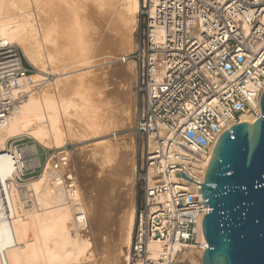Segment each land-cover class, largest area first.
<instances>
[{
    "label": "built area",
    "instance_id": "1",
    "mask_svg": "<svg viewBox=\"0 0 264 264\" xmlns=\"http://www.w3.org/2000/svg\"><path fill=\"white\" fill-rule=\"evenodd\" d=\"M139 15L140 44L119 59L140 69L133 127L140 200L126 264H203L208 210L199 184L220 136L243 115L262 114L264 0H140ZM26 62L20 46L0 40V128L39 83ZM70 145L49 149L28 136L0 143V158L12 165L0 169L6 216L13 212L12 190L23 208H37L30 185L53 172L74 212L73 229L88 228Z\"/></svg>",
    "mask_w": 264,
    "mask_h": 264
},
{
    "label": "bare ground",
    "instance_id": "2",
    "mask_svg": "<svg viewBox=\"0 0 264 264\" xmlns=\"http://www.w3.org/2000/svg\"><path fill=\"white\" fill-rule=\"evenodd\" d=\"M16 1L0 0V40L21 44L24 51L30 55L29 59H32L30 63L35 66L37 65V59H34L32 53L36 49V41L26 29V23L21 22L25 19L23 10L27 6V1L21 0L25 3L22 4L20 1L22 5H15ZM118 5L124 6L133 14H137L140 9V0H84L79 8L77 6V10L73 8V10H69L70 12L68 11L70 15L71 12L74 13L73 15L77 18V25L75 23L73 25L72 23H65L67 9L63 8L62 3V7L60 5L57 6L58 8L56 7L58 9H56L57 15L42 24V37L44 43H46L45 45H47V53L49 52V63L53 66L55 61V68H52V72L57 74V80L52 86L51 83L42 82L44 79L39 78L40 75L33 74V79L34 76H39L36 77L37 79L35 78V81L41 83L36 84L34 88H27V99L22 104L20 111L10 119L5 127L0 128L1 144H5L10 137L27 135L45 148L62 149L68 142L79 144L108 135L110 125L118 119V116L122 117V121L118 119L122 124H126L124 121L127 118L131 121L133 116L129 118L130 108L123 106L120 108V102L117 104L116 101L109 100V97L114 94L109 85L114 77L131 78L135 74L134 65L136 63L129 60L127 62L131 63H127V67L115 66L111 70H102L104 72L101 73L92 70L98 65L91 64L94 62L99 63V61L102 64V60L105 59L108 60L110 65L112 63L116 64L122 57H116V51H118L116 48L126 47L130 42L127 36L117 44V42L111 40L108 34L109 28H112L115 24L112 23V20L114 10H116L115 7H118ZM118 13L121 12H116L117 17L114 18L115 20L119 18ZM69 43H77L78 47H91L93 50L90 48L92 52L78 53L68 49ZM55 53H57V58L53 56ZM241 120L252 124L257 118L243 115ZM122 144L101 140L96 143L93 153L101 161L102 173L104 172L105 175L106 172L114 174L112 177L109 176L108 180L106 176L105 180L109 183L108 185L106 182V187L124 184L125 188L131 190L134 185L131 171L134 169L131 170L133 166H129L130 164L126 166L121 156L124 151L123 154H127L129 158L132 157L130 159L132 160L131 164H136L133 162L135 145L132 139ZM78 152L77 154L80 155L81 153ZM3 167H8L9 170L12 169L11 162L0 158V169L2 170ZM55 178V173L46 172L43 177L35 180L30 185L37 193L39 201L37 208L35 206L23 208L14 197V190L11 192V195H13L12 216H6L4 210L0 207V262L4 259L8 264H69L72 261L81 260L87 252L92 250L93 245L87 239L89 236L84 237L85 234L87 236L88 228L90 230L92 227L91 209L89 210L85 202L86 198L84 199L81 192L89 219L88 228L83 232H77L72 227L74 212L66 204L64 188L58 184ZM104 183L100 185L102 186ZM105 188L100 189V194L105 192ZM107 190L105 193H107ZM103 198L105 199L106 196L98 198L97 201L94 199L97 206L94 204L93 209H95L92 210L100 233L104 232L107 223H111V217L108 219L109 216L104 214L103 209L104 204H106L105 200L107 201L108 198L104 201ZM112 205L114 206L113 203ZM127 216H124L126 219L124 224L126 225L122 230L120 247L122 245L130 246L131 244L135 211H131ZM105 258L106 256H104ZM111 263L115 262L111 260Z\"/></svg>",
    "mask_w": 264,
    "mask_h": 264
},
{
    "label": "rangeland",
    "instance_id": "3",
    "mask_svg": "<svg viewBox=\"0 0 264 264\" xmlns=\"http://www.w3.org/2000/svg\"><path fill=\"white\" fill-rule=\"evenodd\" d=\"M18 1H19V3H18ZM20 1L21 0H17L16 1L17 3H15V5H17V4L22 5L23 2L25 3V1H27L26 2L27 6H25L26 8L23 10L25 13L24 14L25 19L21 20V22L26 23V29L31 33L32 38L35 39V41H36V45H35L36 49L32 53V55H33V57H35L34 58L35 60L37 59V65L34 66L33 64L30 63V61L32 59H29L30 55H28V53L24 51L21 44H19L17 42L15 44L20 46L21 49L23 50L24 56H25L26 61H27L26 65L29 64V66H31L33 68V74L34 75H40V77L39 76H36V77L44 79V80H42V82H46V84L51 83L50 85L53 86L54 85L53 83H55V81L57 80V74L52 72V70L55 68V61H54L53 66L49 63L50 62L49 56H48L49 52L47 53V51H48L46 49L47 45H45L46 43H44L45 41L42 37L43 36L42 35V24H45L46 20L50 21L52 19V17L56 16L57 15L56 9L58 8L57 6L60 5V7H62L64 4L65 5L63 6V8L65 7L67 9V18L65 20V23L66 22L70 23V24L72 23V25H73V23L76 24L77 18L75 17V15H73L74 13L71 12V15H70L69 12L71 10H73V8L75 10H77V6L79 8L81 2H83L84 0L83 1L82 0H70L71 2L69 0L68 1L67 0H53V1H51V0H39V1L38 0H25L23 2L21 1L22 4L20 3ZM61 3H62V6H61ZM71 5H73V6H71ZM115 8H116V10H114L115 11L114 16H113L114 18L117 17L116 16L117 11L121 12V13H118L119 18H116V20L113 18L114 21L112 20V23L113 24L115 23V24L112 27L113 29L109 28V31H108L109 37H111V40L114 41L115 43L117 42V44H119L120 41L123 40V38L124 39L127 38V36H128L127 39L130 41L126 47L116 48L118 50V51H116V54H117L116 57L120 58L121 56L130 55L131 53H133L134 51L137 50L138 45L140 44V41H141L142 21H141L139 12L137 14H133L132 11L124 8V6H122V5H118V7H115ZM17 17L21 18L20 16H17ZM115 28H116V31H115ZM111 31H113V32H111ZM115 32H117V33H115ZM117 37H118V39H117ZM90 48L91 47H78L77 43H69V45H68V49H71L72 51H77L78 53L92 52L93 48H91L92 49L91 51H90ZM53 56H54V58L58 57L57 53H55ZM106 56H109V55H106ZM113 56H115V55H113ZM102 61L104 62V63L102 62V64L100 61H99V63L98 62L91 63L93 65L94 64L98 65V66L94 67L92 70L97 71L96 73H99V72L101 73V72H104L107 70H111L115 66L116 67L117 66L118 67H125L126 65L128 66L127 63H131V62L123 63V62H120L118 60L116 62V64L112 63L111 64L112 66H111L107 59L102 60ZM109 65H110V67H109ZM129 66H130V64H129ZM134 67H135L136 71H135V74L133 76H131V78L130 77L129 78H127V77H114L111 80L112 85L111 84L109 85V87H111V89H113V93H114L113 96L109 97V100L116 101L117 104H119V102H120V104H119L120 108L122 106L126 107V108H130L131 112H130L129 118H131V116H133L132 117L133 120L131 118V121H129L130 119L127 118L126 121H124V123H126V124H122L121 123L122 117L118 116V119H120L121 121L119 122V120L116 119L115 121L113 120L114 121L113 123L111 122L112 124L109 127L108 135L101 137V138L90 139L86 142L79 143V144L71 143V145H70V149L73 148L72 149V155H71L72 156V163H73V166L75 167V170L77 173V177H78L80 187H81V192L84 196V199L85 198L87 199V200L85 199V202L87 203L89 210L91 209L90 211H91V216H92V218H91L92 219L91 220V226L92 227L90 226L91 227L90 230L88 228L89 233L87 232V236L85 234L84 237L87 238L89 236L87 239H89L91 241L93 248L90 252H87L85 254V256L83 258H81V260L72 261L69 264H112L111 260H112V262H115L113 264H126V259H127V254H128L127 253L128 246L127 245L123 246L122 244H121L122 245L121 247L119 246V242L121 243L120 238L122 237L121 236L122 230H123V227H125V225H126V224H124V223H126V219L124 216H127V215L129 216V213L131 211H133V210L135 211V208L137 207L139 200H140V198H139V185H138V182L136 181V170H137V166H138V162H139V149H138V144H137L135 134H134V130H133L134 120H135V109H136V105L138 103V97H137V93H136V83H137V77H138V70H140V69H139V64H135ZM102 70H104V71H102ZM36 77L34 76V80L37 79ZM39 83H41V82H39ZM114 88L116 89V91ZM113 99H115V100H113ZM19 137H27V135H20ZM130 139H132L134 141V145H135L133 162L136 164H134V165L131 164L132 160H130V159H132V157L130 156L131 158H129V156H127V154L124 153L127 156L126 157L123 154L124 151L122 152L121 158L123 159V163L126 166H128L129 164H130L129 166H131V167L133 166L131 169V170L134 169L133 171H131L133 174V178H134L133 179L134 180L133 188H131V190H130V188H125L126 186H124V184L120 185V186H116V185L114 186L113 185V187H109V186L106 187L105 186L106 182L108 185H109V183L105 179L108 177L107 178V180H108L110 178L109 176L112 177L114 174L112 175V174L106 172V175H105L104 172L102 173L103 169H102L101 161H100V159L97 158V156H94L93 149H94L96 143L101 141V140H108L110 142L123 145L122 143H124ZM68 143H66V144H68ZM81 150H82V152H81ZM40 151H41L40 152L41 157L44 160L45 156H44L43 150L41 148H40ZM77 152L81 153V154L79 155V154H77ZM103 183H104V185H102V186H104V187H102L100 185ZM85 184H86V186H85ZM91 186H93V187L91 188ZM96 187H98V188H96ZM114 187H116V188H114ZM102 188H105V192H106V189H108L107 193L103 192V190H102V192L105 195L103 193L100 194V192H101L100 189H102ZM112 188H113V190H112ZM127 193H128V195H127ZM97 196H98V198H100V197L102 198L103 196L104 197L106 196L105 199L108 198L107 201L103 198V201L105 200V202H106V204H104V206H103L105 213L104 212L103 213L105 215L109 216L108 219L111 217L110 218L111 223L110 224L107 223V225H105L104 232H102V233H100L99 230L97 229L98 226H97L96 221H95L94 211H92L95 209V208L93 209V207L97 206V204H95L97 199H98ZM98 202H99V200H98ZM112 203L114 204V206L112 205ZM94 204H95V206H94ZM106 205L108 208L106 207ZM116 206L117 207L119 206L120 208L119 207L117 208ZM130 207H132V208H130ZM107 216H105V217H107ZM111 219H112V221H111ZM97 230H98V232H97ZM104 256H106L105 259H104Z\"/></svg>",
    "mask_w": 264,
    "mask_h": 264
},
{
    "label": "water",
    "instance_id": "4",
    "mask_svg": "<svg viewBox=\"0 0 264 264\" xmlns=\"http://www.w3.org/2000/svg\"><path fill=\"white\" fill-rule=\"evenodd\" d=\"M261 113L220 136L199 184L208 210L203 264H264V92Z\"/></svg>",
    "mask_w": 264,
    "mask_h": 264
},
{
    "label": "trees",
    "instance_id": "5",
    "mask_svg": "<svg viewBox=\"0 0 264 264\" xmlns=\"http://www.w3.org/2000/svg\"><path fill=\"white\" fill-rule=\"evenodd\" d=\"M139 198H140V195H139Z\"/></svg>",
    "mask_w": 264,
    "mask_h": 264
}]
</instances>
